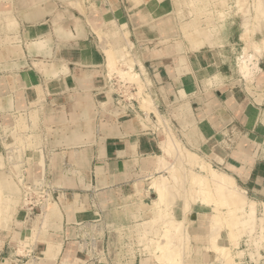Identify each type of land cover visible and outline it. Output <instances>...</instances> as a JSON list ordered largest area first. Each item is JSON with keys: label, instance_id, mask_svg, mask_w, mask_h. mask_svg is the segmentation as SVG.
<instances>
[{"label": "crops", "instance_id": "obj_1", "mask_svg": "<svg viewBox=\"0 0 264 264\" xmlns=\"http://www.w3.org/2000/svg\"><path fill=\"white\" fill-rule=\"evenodd\" d=\"M151 1L0 0V129L25 120L35 133L47 197L12 232L32 240L15 264H159L129 244L128 231L168 155L157 121L128 97L136 87L108 67L100 34L110 26L124 42L128 33L132 70L158 114L186 112L206 141H250L264 169V108L225 65L223 41L183 40L168 6L159 13ZM231 144L226 159L237 164ZM259 179L245 184L264 199V172Z\"/></svg>", "mask_w": 264, "mask_h": 264}, {"label": "rangeland", "instance_id": "obj_2", "mask_svg": "<svg viewBox=\"0 0 264 264\" xmlns=\"http://www.w3.org/2000/svg\"><path fill=\"white\" fill-rule=\"evenodd\" d=\"M133 1L142 5L151 0ZM151 2L158 5L159 13L168 6L183 40L221 45L225 65L237 73L240 83L264 108V0ZM115 26L100 34L108 50V67L121 81L136 87L135 91L128 88V97L141 105L139 110L150 122L157 121L163 134L162 148L168 155L161 159L163 170L145 182L150 192L139 194L141 221L128 231L129 244L137 245L143 254L154 255L159 264H264V199L256 197L245 184L253 178L254 182L261 181L263 155H251L250 141L239 138L231 142L234 148L237 145V150L232 149L237 164H230L226 154L232 147L225 137L210 141L200 138L197 124L186 117V112L158 114L143 81L132 70L133 46L128 33L124 42V33ZM216 39L223 42L216 45ZM151 112L156 119L151 118ZM36 142L37 136L30 133L25 120L13 129H0V264H15L17 255L31 244V239L16 233L12 236V232L22 230V218L33 201L41 205L47 198L35 171ZM213 168L225 176L224 183L212 182ZM158 180L165 181L164 187L159 192L149 189ZM232 193L242 199L239 205L233 204ZM252 206L254 220L248 218ZM8 239L14 249L5 251L3 245Z\"/></svg>", "mask_w": 264, "mask_h": 264}, {"label": "bare ground", "instance_id": "obj_3", "mask_svg": "<svg viewBox=\"0 0 264 264\" xmlns=\"http://www.w3.org/2000/svg\"><path fill=\"white\" fill-rule=\"evenodd\" d=\"M111 66V65H110ZM154 114V113H153ZM168 145H170V142H168L167 143ZM177 149H179L178 148V146H177ZM189 157V156H188ZM190 158H191V156H190ZM163 168V164L161 163L160 164V166H159V171H160V169H162ZM163 170V169H162ZM158 171V170H157ZM211 175V174H210ZM212 176H213V179H212V177H210L212 180H214V181H212V182H215L216 184H219V183H224V180H225V176H223V175H221V174H219V172H217V170L216 169H212ZM164 183H165V181H163V180H158V181H156L155 183H152L151 184V187H150V189H155L157 192H159L160 190H161V188H163L164 187ZM166 187V186H165ZM167 188V187H166ZM171 195V194H170ZM231 196L232 197H235V198H233V204H235V205H239L240 203H241V201H242V199H240V198H236V195H235V193H232L231 194ZM169 203V202H168ZM170 203H173V200H172V202H170ZM170 206V205H169ZM254 206H252L251 207V210H248V212L250 211V213L248 214V218L250 219V220H254V217H255V210H254V208H253ZM213 238V237H212ZM174 260V259H173ZM172 261V260H171ZM224 264H231V262L230 261H227L226 263H224Z\"/></svg>", "mask_w": 264, "mask_h": 264}, {"label": "built area", "instance_id": "obj_4", "mask_svg": "<svg viewBox=\"0 0 264 264\" xmlns=\"http://www.w3.org/2000/svg\"><path fill=\"white\" fill-rule=\"evenodd\" d=\"M45 192V191H44ZM42 198V197H41ZM35 202H38V201H35ZM33 204V203H32ZM36 205V204H35ZM36 206H38V205H36Z\"/></svg>", "mask_w": 264, "mask_h": 264}]
</instances>
